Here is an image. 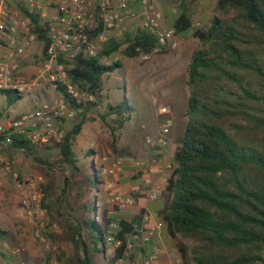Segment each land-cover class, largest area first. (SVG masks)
<instances>
[{
  "label": "trees",
  "instance_id": "1",
  "mask_svg": "<svg viewBox=\"0 0 264 264\" xmlns=\"http://www.w3.org/2000/svg\"><path fill=\"white\" fill-rule=\"evenodd\" d=\"M33 21L46 52L50 43L47 23L40 24L36 17ZM173 27L177 32L191 29L200 46L188 66V121L167 181L166 190L173 195L164 215L167 233L177 239L184 264L264 263V0H218L217 14L208 25L194 27L191 14L182 12ZM159 47L156 35L143 28L128 35L125 43L105 42L97 56L81 53L73 62L60 59L70 81L96 96L82 105L66 85L56 87L67 106L82 107L80 120L55 144L63 163L80 170L73 145L88 119V105H97L105 96V75L122 66L120 61L103 63L101 58L118 51L135 57ZM0 93L8 107L24 97L14 89H0ZM107 108L102 118L115 115L116 125L111 126L115 135L135 108L128 98ZM0 141L11 150L37 154V143L28 133L1 132ZM87 179L99 188L101 179L94 165ZM44 194L42 205L48 207L46 187ZM84 208L88 214L69 223L72 240L81 251L77 264H93L90 246L94 251L106 249L110 225L116 220L120 229L115 234L122 244L115 249L114 260L119 258L128 240L139 234L141 213L100 219L96 205L85 203ZM7 236L8 231L0 226V240Z\"/></svg>",
  "mask_w": 264,
  "mask_h": 264
},
{
  "label": "rangeland",
  "instance_id": "2",
  "mask_svg": "<svg viewBox=\"0 0 264 264\" xmlns=\"http://www.w3.org/2000/svg\"><path fill=\"white\" fill-rule=\"evenodd\" d=\"M45 21L49 22V19ZM193 39L194 37H191L190 43L186 44L180 40V45L175 48L165 46L163 55L158 59L162 61L160 66L143 72V75L151 73V76L138 78L139 81H133L132 76L127 77V69L131 63L139 66L138 64L146 61L142 55L129 57L122 51L116 53L120 58H124L125 65L105 75L102 91L105 96L97 101V105H88V119L73 145L79 157L80 170L61 161V153L55 142L41 143L34 140L38 149L37 154L33 156L22 150H11L7 143L0 141V226L8 231V236L0 240V251L4 253L9 248H23L18 257L5 255L7 261L19 259L27 264H77L81 251L72 240L69 223L81 220L88 214L84 204L96 205L100 219L103 215L121 217L125 215L123 213L126 208H131H120L114 203L112 192L126 188L130 180L125 181L124 175L134 167L142 166V163L148 164L149 161L144 157L151 154L153 149L159 148L157 144L153 145L148 141L149 137L156 139L159 136L157 120L163 125L171 120V126L174 125L175 117L182 123L188 121V66L193 52L200 46V42L196 38L193 42ZM43 44L42 40L38 39L27 48L26 58L24 57L21 64L24 74L34 77L35 71L44 66L48 57ZM114 57L112 54L103 56L101 61L112 63ZM124 77L127 79L126 85L122 83ZM118 80H121V84ZM41 94L44 95L40 96ZM23 96L15 105L8 107L5 97L0 93L1 125L24 112L35 110L44 103L63 99L52 82H46ZM126 96L135 111L126 121L124 128L114 135L111 126L116 125L115 115L105 116L104 119L102 115L106 114L108 104H116ZM80 118V111L77 110L71 119L62 122L64 135ZM133 162L135 165H131ZM114 163L119 167L114 174H100L101 167ZM92 165L97 168L101 179L98 189L93 188L87 179ZM14 173H18L20 179L28 182L26 186L33 184L41 192V214L38 218L33 217L23 204V195L17 187ZM66 177L69 178V183H66ZM132 180L135 182V178ZM109 183H112V186H109ZM44 187L48 191V207L42 205L45 197ZM129 194L134 199L135 189H131ZM141 215L143 216L142 213ZM41 222L44 224L41 232L49 241L50 248H45L36 236ZM139 238L128 240V243L130 241L135 246L127 247L128 253L123 262H119L118 258L114 260L116 247L111 242L107 241L106 249L102 251H94L90 246L92 263L146 264L147 261L157 258L162 260V264H184L177 239L170 236L169 241L172 240V243L169 247H159L151 253L156 255L155 257H146L141 248L147 243H142Z\"/></svg>",
  "mask_w": 264,
  "mask_h": 264
},
{
  "label": "built area",
  "instance_id": "3",
  "mask_svg": "<svg viewBox=\"0 0 264 264\" xmlns=\"http://www.w3.org/2000/svg\"><path fill=\"white\" fill-rule=\"evenodd\" d=\"M131 12L129 0H118L115 6H112V0H99V9H93L88 0H0V89H14L24 94L43 86L46 82H52L55 88L59 84L66 85L68 92L78 104L84 105L96 100L94 94L70 81L65 62H61L60 59L73 62L81 53L97 56L107 40L105 31L113 29L118 35H123L127 17ZM140 13L146 16L143 28L156 35L161 47L175 48L180 45L176 28L163 25L162 12L153 0H141ZM34 17L38 18L40 24L47 23L50 43L46 48L48 59L43 67L35 71L33 77L23 73L21 64L27 48L39 39L34 31L36 25ZM48 19L49 22L45 21ZM98 28L101 30L97 31ZM149 56L142 55L143 59H148ZM81 109L82 107L79 110ZM77 110L67 106L63 99H57L54 103L47 102L35 110L24 112L5 125L0 124V133L7 131L28 133L35 141L58 143L64 137L62 122L71 119ZM171 125L170 120L164 127ZM148 141L162 148L167 147L169 142L163 135L156 139L149 137ZM142 166L145 167L147 164L142 163ZM118 168V164L114 163L101 167L99 172L101 175H112ZM14 175L17 187L23 195V204L33 217L38 218L41 214V192L33 184L26 186L28 182L20 179L18 173ZM109 186H112V183H109ZM149 197L156 199L157 192H151ZM112 199L120 208L134 203L133 197L121 189L112 192ZM149 218V213L143 214V222ZM43 225V222L38 225L36 236L45 248H50L49 241L41 232ZM164 225L163 221H158L155 227L148 229L141 225L136 228L139 234L135 235V238L140 237L142 243H148L156 230L162 229ZM110 226L112 232L108 235L107 241L113 243L116 248L120 247L122 240L115 234L120 229L119 221H113ZM133 244L130 241L127 243L118 258L119 262L124 261L128 253L127 247L135 246ZM22 250L21 247H13L4 253L0 251V264H27L24 260L7 261L5 258V255L18 257ZM161 252L164 253L162 250Z\"/></svg>",
  "mask_w": 264,
  "mask_h": 264
},
{
  "label": "crops",
  "instance_id": "4",
  "mask_svg": "<svg viewBox=\"0 0 264 264\" xmlns=\"http://www.w3.org/2000/svg\"><path fill=\"white\" fill-rule=\"evenodd\" d=\"M155 5L159 10H161L163 18L162 23L164 26H173L174 20L179 17L182 12H187L191 14L194 27H204L209 24L211 19L217 12V1L218 0H153ZM93 9H99V0H88ZM118 0H112V6L117 4ZM131 14L128 15L126 21V30L123 35H118L113 29H108L105 31L107 36L106 42L111 40H116L117 42H126L128 35H134L139 30L143 29V23L145 21V15L140 13L141 10V0H129ZM191 29L183 32H178L179 38L183 44L190 43ZM195 42V38L193 39ZM124 44L122 48L125 47ZM169 47V46H168ZM166 47L156 48L152 53H150L149 58L145 59L143 63L135 66V63H131V66L127 69V77L132 76L133 81H139L138 78H148L151 73L143 75L145 71H151L152 69H157L162 61H159V57L163 55ZM163 49V50H162ZM121 52V51H118ZM118 52L113 53L115 55L111 62L120 61L124 67V58H120ZM165 54V53H164ZM127 56V55H126ZM26 58V57H25ZM108 61H106L107 63ZM146 62V63H145ZM117 69V70H119ZM105 80V78H104ZM131 80V78H130ZM121 84V80H118ZM122 83L127 84L126 77L123 78ZM118 87V84H117ZM119 89V88H117ZM116 89V90H117ZM44 94H41L42 96ZM127 98V96H126ZM129 99V98H128ZM130 101V100H129ZM131 102V101H130ZM175 114V112L173 113ZM176 115V114H175ZM177 122V123H176ZM181 122V123H180ZM158 131L159 135H163L168 138V145L165 148L159 147L158 149H153L151 154L144 157L149 163L147 166H136L132 170L128 171L124 175V180L129 181L126 188H119V190H125L129 193L131 189H135L134 203L130 209L126 208L124 211L126 216H135L140 213H149L150 218L148 221L143 222V216L141 219V225L143 228H153L156 226L158 221H163L165 225L162 229H157L155 235L152 237L151 241L146 244L145 252L151 254L154 250L160 248L169 247L172 243L170 240V235L167 233V221L164 215L168 212L169 205L172 199V193L166 190L167 181L170 177L174 167L176 166L175 152L181 143V139L184 135L186 123L177 120L175 117V122L173 126L164 127L163 124H159L158 120ZM131 165H135L133 162ZM134 171V172H132ZM135 178V182L132 180ZM137 180V181H136ZM150 181V182H149ZM156 191L157 198L151 199L149 197L150 193ZM128 206V207H130ZM141 225L139 227H141ZM154 254H151L152 257ZM154 260V261H153ZM150 262L147 261L146 264H162V260L153 259ZM142 264V263H140Z\"/></svg>",
  "mask_w": 264,
  "mask_h": 264
}]
</instances>
